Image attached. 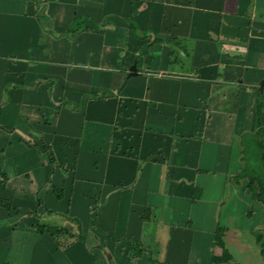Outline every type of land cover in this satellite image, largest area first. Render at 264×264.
<instances>
[{
    "label": "crops",
    "instance_id": "obj_1",
    "mask_svg": "<svg viewBox=\"0 0 264 264\" xmlns=\"http://www.w3.org/2000/svg\"><path fill=\"white\" fill-rule=\"evenodd\" d=\"M262 82L264 0H0V264H248Z\"/></svg>",
    "mask_w": 264,
    "mask_h": 264
},
{
    "label": "trees",
    "instance_id": "obj_2",
    "mask_svg": "<svg viewBox=\"0 0 264 264\" xmlns=\"http://www.w3.org/2000/svg\"><path fill=\"white\" fill-rule=\"evenodd\" d=\"M263 111L262 104L260 103L258 106V114H257V132L255 135L256 146H257V155L259 160L264 165V116H261ZM53 157L49 156V161H53ZM241 178V177H240ZM249 190L255 195L256 199L264 204V179L256 176L250 177L249 182ZM145 220H148V217H145ZM67 230L65 229H58V228H51V227H40L39 233H48L54 239H58L61 235H66ZM257 243L260 247L261 254L264 257V239L261 234L257 235ZM216 245L220 248H223V229L218 228L216 232ZM220 261L228 262L230 261L231 257L226 250H223L222 255L220 256ZM218 261V258L215 259Z\"/></svg>",
    "mask_w": 264,
    "mask_h": 264
},
{
    "label": "rangeland",
    "instance_id": "obj_3",
    "mask_svg": "<svg viewBox=\"0 0 264 264\" xmlns=\"http://www.w3.org/2000/svg\"><path fill=\"white\" fill-rule=\"evenodd\" d=\"M247 112H248V110H247ZM49 157V156H48ZM49 160V159H48ZM259 171V170H258ZM256 175L258 176V177H260V178H262V180L264 179V175L259 171V172H257L256 173ZM74 228V227H73ZM66 229V228H65ZM262 229L264 230V226L262 227ZM67 231H69L70 229L69 228H67L66 229ZM263 230H257L256 231V233H255V238L257 239V235L258 234H261L262 235V237H263V239H264V231ZM228 235V234H227ZM61 237V240H62V242H65V240H70V239H68L67 237H66V235H61L60 236ZM166 237H167V234L165 233H162V234H160V239L162 240L161 241V244H163V243H165V241H166ZM65 239V240H64ZM251 241V240H250ZM257 246V245H256ZM141 248H142V246H141ZM141 248H137L136 249V252L137 251H140V249ZM143 249V248H142ZM152 250V249H151ZM159 250H160V248H159ZM231 250V252H232V254H233V256L235 257V259H237V260H239V261H241V262H243L244 260H245V262L246 263H248V264H255V263H260L261 261V258H260V255H262V254H260L261 253V250H260V248L257 246V247H254L253 248V250H254V253L252 254L251 253V251H253L252 249L251 250H248V249H245V250H241V251H243V252H235V250L234 249H230ZM142 251V250H141ZM238 251H239V248H238ZM259 251V252H258ZM136 252H135V254H136ZM263 257V256H262ZM264 258V257H263ZM152 260V259H151ZM258 263V264H259ZM191 264H192V261H191Z\"/></svg>",
    "mask_w": 264,
    "mask_h": 264
},
{
    "label": "water",
    "instance_id": "obj_4",
    "mask_svg": "<svg viewBox=\"0 0 264 264\" xmlns=\"http://www.w3.org/2000/svg\"><path fill=\"white\" fill-rule=\"evenodd\" d=\"M136 70V67L135 66H132V68H131V75H134V74H132V72L133 71H135ZM264 86V82H262V84H261V87H263Z\"/></svg>",
    "mask_w": 264,
    "mask_h": 264
}]
</instances>
